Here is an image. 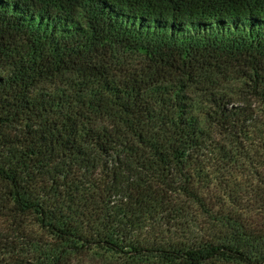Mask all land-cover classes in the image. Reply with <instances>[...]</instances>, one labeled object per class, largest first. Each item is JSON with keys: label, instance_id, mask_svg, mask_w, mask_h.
Masks as SVG:
<instances>
[{"label": "trees", "instance_id": "obj_1", "mask_svg": "<svg viewBox=\"0 0 264 264\" xmlns=\"http://www.w3.org/2000/svg\"><path fill=\"white\" fill-rule=\"evenodd\" d=\"M0 217V264H264V0H0Z\"/></svg>", "mask_w": 264, "mask_h": 264}, {"label": "rangeland", "instance_id": "obj_2", "mask_svg": "<svg viewBox=\"0 0 264 264\" xmlns=\"http://www.w3.org/2000/svg\"><path fill=\"white\" fill-rule=\"evenodd\" d=\"M121 56H125L124 52H120V55L117 56V59L120 62L123 61L124 59L128 60V58H124V57H121ZM131 59L137 60V58H135V57H131ZM5 228H6V223H5L4 219L0 217V230L5 229Z\"/></svg>", "mask_w": 264, "mask_h": 264}]
</instances>
